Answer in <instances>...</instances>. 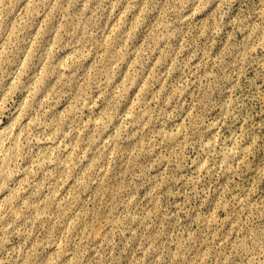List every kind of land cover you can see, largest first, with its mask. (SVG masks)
<instances>
[{
    "label": "clouds",
    "instance_id": "obj_1",
    "mask_svg": "<svg viewBox=\"0 0 264 264\" xmlns=\"http://www.w3.org/2000/svg\"><path fill=\"white\" fill-rule=\"evenodd\" d=\"M21 2L26 25L14 24L13 0H0V197H8L0 199V264L52 256L57 264H264V0ZM125 9L130 20L141 13L157 22L147 46L162 59L143 89L152 63L137 60L127 87L142 94L105 146L132 100L119 106L112 91L143 38L129 45L125 29L105 45L113 14ZM42 64L49 87L71 82L66 102L79 96L62 122L32 92ZM97 95L104 116L78 137Z\"/></svg>",
    "mask_w": 264,
    "mask_h": 264
},
{
    "label": "rangeland",
    "instance_id": "obj_2",
    "mask_svg": "<svg viewBox=\"0 0 264 264\" xmlns=\"http://www.w3.org/2000/svg\"><path fill=\"white\" fill-rule=\"evenodd\" d=\"M26 7L27 6L23 4L21 0H13V7H12L11 14L15 17L14 24L17 22L21 25L27 24ZM17 8L19 9V11L16 10ZM197 15H200L202 17V21H201L202 24L204 21L208 20V17L203 16V13H197ZM209 15H211V13ZM129 16H130V13L128 12L127 9L123 11H119L118 15L113 14V19L108 24L107 29H106V34L104 36V43L106 46H110L112 41L115 39V37L118 36L120 33L124 32L125 29H127L129 33V38H128L129 45L135 44V41L132 39L133 36L140 38L142 35L143 37V38H140V43L138 45H135L136 53H137L136 57H133V60L129 62L128 64V68L124 69V76L119 78V87L116 90L112 91V95L113 97L117 99L119 106H122L124 102H127L128 96H132V100L128 102V110H126L124 113V119L121 120V123L117 125L116 129L111 130V136L103 137V144L105 146L109 145L112 142V139L117 136V133L120 131L121 127L124 125L125 120L128 119V112L131 110H134L137 98L142 94L141 89H143L146 83L152 78V75L154 74L155 69L159 66V63L162 59V56L159 53L155 54L153 58V54L150 51L149 47L147 46V44L150 43L149 37L152 36L153 30L159 27L157 22L153 20L150 14L143 15L141 13H137L135 18L131 20L129 19ZM213 23H215V21H213ZM149 24H151L152 27L148 28L147 32H145V27ZM230 38H231V34L229 38H226L224 40V45L221 46L220 53H216L215 55H213L212 57L213 60H215L217 56H219L221 53L224 52V48L229 44ZM34 41L39 42V34L37 35V37H34ZM217 43L218 41L213 42V44L210 47V52L215 53ZM55 44H56V38L54 37L53 44L49 46L50 52L55 49ZM182 44H183V41L181 45L177 46L176 48L177 53H181ZM72 55H73L72 53H69L68 57H65V60H68ZM97 56L99 59L103 60L105 53L100 52L97 54ZM145 56H147V58L151 61L152 68L148 70V75L145 77V81L141 83V89H137L136 92L133 93L131 91V88L127 87L129 76L131 73L133 76L131 84L132 86H134L135 83L137 82V79L134 74L136 71V68H135L136 62L139 58L145 57ZM196 62L199 63V61H196ZM171 67H172V64L170 62L169 68ZM28 69H29L28 57L26 56L25 63L21 65V70L19 72V76L21 80H24L27 78L26 72L28 71ZM93 71H94V65L90 64L88 66V71H87V74L85 75V78L81 80L80 82L81 86L90 84ZM50 77H51V71L46 67V64H42L40 66V70L36 78L33 80L32 92L35 95L36 100L39 101V103L44 107L45 111L55 112L56 116L53 117V119L56 121L62 122L64 118L68 116L74 110L75 108L74 101L78 100L79 96L74 95L73 102H66L65 94L71 91V82L68 80H63L62 78H57L55 81H53L52 86L49 87L48 81ZM163 86L164 84L162 82L161 87ZM45 88L48 89L46 92H44ZM41 92H44L42 96L40 95ZM78 92H79V89H77V93ZM121 95L123 96V100L120 99ZM157 99H159V97H157ZM24 101L26 104L31 103L29 95L26 94L24 96ZM102 106H103V101L97 95L94 101V106L84 109L83 123L81 126V132L77 133L78 137L79 135H81V133L83 135H87V132L84 130L91 126L90 121L92 119L99 121L103 118L104 111L97 112V108L102 107ZM93 112H97V115L95 117L91 115ZM137 143H139L141 147L144 146L143 140H139ZM80 146L81 145H80L79 139L72 141V146L69 149V153L72 157H75L79 153ZM136 147H137V144H133L132 147L128 149L129 154H131L136 149ZM116 151H117V145H113L112 150L108 153L110 160L115 157ZM88 167H92V165L90 164ZM105 167L108 169V172L106 174L110 175L111 169H112L111 163H109ZM85 171H87V169H85ZM237 179H240V177H237ZM68 183H71V181L69 180ZM65 187H67V184L65 185ZM226 187H227V184H226ZM17 188L19 189L20 185H17ZM258 190L259 189H257L255 186H253L250 189V191L252 192H255ZM67 196L71 197L72 192L69 191L67 193ZM0 199H8V197L3 196V197H0ZM253 203H256V202L254 201ZM221 219H223V217H221ZM97 235H99V233H97ZM49 259H50V264H57L54 256L50 257Z\"/></svg>",
    "mask_w": 264,
    "mask_h": 264
}]
</instances>
